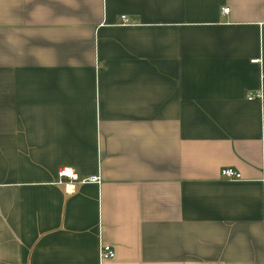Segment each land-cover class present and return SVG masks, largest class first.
<instances>
[{
  "label": "crops",
  "instance_id": "obj_1",
  "mask_svg": "<svg viewBox=\"0 0 264 264\" xmlns=\"http://www.w3.org/2000/svg\"><path fill=\"white\" fill-rule=\"evenodd\" d=\"M0 264H264V0H0Z\"/></svg>",
  "mask_w": 264,
  "mask_h": 264
},
{
  "label": "built area",
  "instance_id": "obj_2",
  "mask_svg": "<svg viewBox=\"0 0 264 264\" xmlns=\"http://www.w3.org/2000/svg\"><path fill=\"white\" fill-rule=\"evenodd\" d=\"M230 12L229 7H224L222 9V13L227 14ZM123 21H127L126 16L122 17ZM260 60L256 59L253 62L258 63ZM249 99H253V97H249ZM221 174L224 178L229 180H238L241 179L242 175L239 171L232 167L223 168ZM67 180V181H65ZM100 177L98 175H93L87 177L85 179H80L79 175L75 172L74 169L69 167H63L59 171V183L63 184L67 190V192L72 193L75 191L76 183H99ZM116 256L114 248L110 245H103L100 249V258L102 260L113 259Z\"/></svg>",
  "mask_w": 264,
  "mask_h": 264
}]
</instances>
